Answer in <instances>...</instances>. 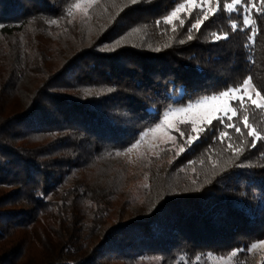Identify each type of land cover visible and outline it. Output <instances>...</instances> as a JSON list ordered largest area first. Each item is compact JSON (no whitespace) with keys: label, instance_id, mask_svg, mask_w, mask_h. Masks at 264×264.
I'll use <instances>...</instances> for the list:
<instances>
[{"label":"trees","instance_id":"trees-1","mask_svg":"<svg viewBox=\"0 0 264 264\" xmlns=\"http://www.w3.org/2000/svg\"><path fill=\"white\" fill-rule=\"evenodd\" d=\"M80 1L0 0V264H264L251 251L264 143L241 125L243 111L264 137V111L250 102L235 105L241 133L215 118L192 143L177 137L148 208L108 223L128 198L110 159L170 107L248 78L264 98V3L247 25L214 0L197 30L198 7L163 23L186 0H96L76 19Z\"/></svg>","mask_w":264,"mask_h":264},{"label":"rangeland","instance_id":"rangeland-1","mask_svg":"<svg viewBox=\"0 0 264 264\" xmlns=\"http://www.w3.org/2000/svg\"><path fill=\"white\" fill-rule=\"evenodd\" d=\"M95 1L96 0H81L78 2L76 5H79V7L75 6L76 10L74 17L80 19L86 15L89 7ZM213 2L214 0H196L197 5L202 6L206 10L209 8L212 10ZM181 4H184L185 8L178 13L176 18H173V21L179 19L181 13L185 11L191 12L194 8H197L189 6L188 0ZM237 6L241 5H234V8ZM243 10L245 16L248 17L249 22L247 25H249L251 23V7L244 6ZM2 45L5 46V43L3 42ZM236 88L237 87H231L227 90ZM223 92L215 95L202 96L184 105L170 107L157 125L145 130L140 138L129 148L118 151L116 156L110 159L112 163L120 166V170L125 173L127 187L121 194L127 193L128 198L125 202L118 200L114 204L110 220H108L109 224L114 219L126 220L129 217H137L148 208L149 202L156 195V188L160 185L158 176L160 175L161 169L159 170L158 165L166 161H172L175 158L173 153L177 155L184 149V145L177 141V137L182 136L185 139L184 142L192 143L198 138V132L208 123L204 117L209 113L213 114V119L221 115L222 113L217 109L225 106V102H227L228 107H235L237 101L234 97H239L241 94L244 96V103L250 102L249 97L264 102L263 96L256 89L252 80H250V85L244 93L235 92L232 96L222 97L217 101L204 100L206 97H219ZM257 92L260 93V96L256 95ZM180 109L184 110L180 111ZM166 115L167 120H165ZM193 121H195L194 125L192 123ZM193 127H195L197 131L193 132ZM181 133H183V135H181ZM190 138L191 142H189ZM169 150H173L170 156L165 160L158 161L162 153ZM106 225L108 224L106 223ZM254 245L255 247H253V245L251 247L252 252L258 251L259 253H264V239L256 242ZM258 259H260V256H258ZM215 262L217 264H229L227 259H215ZM140 264H161V260L157 257H146L140 260Z\"/></svg>","mask_w":264,"mask_h":264},{"label":"snow or ice","instance_id":"snow-or-ice-1","mask_svg":"<svg viewBox=\"0 0 264 264\" xmlns=\"http://www.w3.org/2000/svg\"><path fill=\"white\" fill-rule=\"evenodd\" d=\"M131 2L133 4L136 3V0H131ZM218 4L220 3V0H217ZM260 3H264V0H259ZM188 5L189 6H194V7H199L200 13L197 17L194 18V22L190 25V27L192 29H199L200 25H201V16L204 19L208 18V13L211 11V9H207L205 10L202 6H198L196 3V0H188ZM234 5H241V7H236L234 8ZM247 6V7H255V0H232L231 3H226L224 5V8L227 9L228 12H233V11H242L243 7ZM76 7H79V5H76ZM185 8L184 4H181L178 8H176L174 11H172L163 21V23L166 24H172L173 23V18H176L178 16V13ZM257 11H261V9H256ZM183 23V21H181ZM243 22L244 23H248V17L245 16L243 18ZM53 23H55V21H53ZM157 23H161V21H157ZM237 28L236 24L232 25V30H235ZM189 39H191V35H189L188 37ZM222 38H227L226 36L222 37ZM254 36L253 35H249V40H253ZM250 80L251 78L246 79L245 81L242 82V87L238 86L236 89H230V90H226L224 91L222 94H220V96H213V97H206L204 98V100H211V101H217L219 99H221L222 97H230L233 95V93L235 92H241L244 93L247 91V88L250 85ZM257 96H260V93L257 92L256 93ZM237 101V103L240 105V109L244 108V96L243 94H241L239 97H234ZM250 103L252 106H254L256 109H260V110H264V102L258 101L256 99H252L251 97H249ZM190 107V105H189ZM184 109H180V111H183ZM218 111H220L222 114L216 116V120L218 121V123H220L221 127H232L234 129V131L236 133H241V127L240 126H236L232 123V117L233 116H237V111L238 109L236 107H228L227 106V102H225V106L220 107L219 109H217ZM241 115L243 116V120L241 122V125L243 128L247 129V135L250 137H254L252 143L250 146L254 147L256 141H260L261 143H264V137L260 136L259 132H256L255 129L252 128L251 124L248 123V115L245 112H241ZM204 119L207 120L208 125L212 124V120H213V114L209 113L206 117H204ZM237 119H239V117H237ZM165 120H167V115L165 116ZM193 125L195 124V121L192 122ZM192 131L195 132L197 131V129L195 127L192 128ZM181 135H183V133H181ZM223 136H228L227 132L223 133ZM219 138V137H218ZM189 142H191V138L189 139ZM229 147H231V145L229 144ZM253 247H255V245H253ZM233 255H235V253H233Z\"/></svg>","mask_w":264,"mask_h":264}]
</instances>
